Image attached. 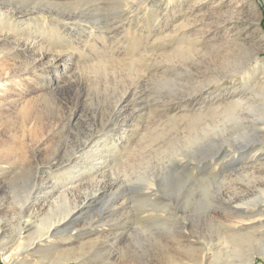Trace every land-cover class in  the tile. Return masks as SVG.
<instances>
[{"label":"rangeland","instance_id":"1","mask_svg":"<svg viewBox=\"0 0 264 264\" xmlns=\"http://www.w3.org/2000/svg\"><path fill=\"white\" fill-rule=\"evenodd\" d=\"M4 15L14 19L11 29ZM0 18V61L21 67L12 83L2 81L0 264H247L250 253L264 264V215L241 221L231 237L226 225L239 212L220 196L264 170V129L256 125L264 120V0H0ZM25 41L20 55H9ZM38 45L45 54L32 67ZM46 91L55 95L44 100ZM237 96L244 126L224 115L190 116ZM40 110L53 117L48 127L25 117ZM90 134H103L100 151L77 156L86 168L68 189V208L50 214L71 212L46 250L27 247L67 175L47 163L61 164L64 149ZM52 148H61L56 160ZM6 152L16 154L8 160ZM262 186L240 198L260 199ZM258 207L243 214L264 211ZM19 243L20 254L7 257Z\"/></svg>","mask_w":264,"mask_h":264},{"label":"bare ground","instance_id":"2","mask_svg":"<svg viewBox=\"0 0 264 264\" xmlns=\"http://www.w3.org/2000/svg\"><path fill=\"white\" fill-rule=\"evenodd\" d=\"M84 3V2H83ZM86 4V3H85ZM128 4V3H127ZM120 12V11H119ZM128 13V12H127ZM126 12L125 13H121L120 15H121V17L122 16H125L126 14H127ZM21 14V13H20ZM22 15H25V14H22ZM13 16H15L16 18H19V17H21V15H19V14H15V15H13ZM7 17H9V16H7ZM15 18V19H16ZM1 19V18H0ZM74 19V18H73ZM13 20L14 19H12V17H9L8 19L6 18L5 19V15H4V21L2 22V24H7V26H8V29H11V26H14V24H13ZM44 22V21H43ZM2 24H1V26H2ZM46 26V25H45ZM14 28V27H13ZM1 29H4V27L2 26L1 27ZM55 32V31H54ZM1 35H2V32H1ZM66 37V36H65ZM6 39V37L5 36H2V37H0V45L1 44H3L4 45V40ZM236 41V40H235ZM27 44V42L25 41L24 43H22V44H17V45H15V46H13V47H11L10 48V50H11V52L9 53V55L10 54H13V55H15V56H18V54L20 55V49H22V48H24V47H27L28 45H26ZM243 44V43H242ZM30 46V45H29ZM1 47H2V45H1ZM0 47V55H1V53L3 52V48H1ZM38 51H37V54L35 55V58H34V60H32V62L31 63H29V64H32L31 66L32 67H35L36 65H37V61H39L40 60V58L45 54L44 52V50H43V47H41V46H39L38 45ZM192 47V46H191ZM241 48H242V46H241ZM192 51V50H191ZM195 52V51H194ZM6 53V52H5ZM189 54V53H188ZM190 55V54H189ZM4 56V55H3ZM158 56V55H157ZM165 57V56H164ZM194 57V56H193ZM2 59V58H1ZM0 59V60H1ZM169 59V58H168ZM5 60V59H4ZM175 61V60H174ZM146 62V61H145ZM155 62V61H154ZM169 62V61H168ZM4 62H1L0 61V121H1V115L2 114H4V111H3V108H2V102H3V100H4V97L3 96H5L4 94V91H5V87H4V85H6V83L4 84L2 81H4V78H6L7 80L6 81H9V82H11V77H13L14 76V74H15V72H17L18 71V69H20V71H21V67H17L16 66V61L15 62H13L11 65L9 64V65H7V64H3ZM6 63V62H5ZM133 63V62H132ZM162 63H164V62H162ZM192 63H193V61H192ZM143 64H145V63H143ZM180 64V63H179ZM22 65V64H21ZM23 65H25V64H23ZM121 65V64H120ZM151 65V64H150ZM180 65H183V64H180ZM101 66V65H100ZM119 66V65H118ZM156 66V65H155ZM163 66V65H162ZM24 67H26V66H24ZM30 67V66H29ZM113 67V66H112ZM115 67V66H114ZM180 67V66H179ZM169 68V67H168ZM173 68H176L175 66H173ZM26 68H22V70H25ZM34 69V68H33ZM38 69V68H37ZM32 70V69H31ZM114 70V69H113ZM116 70V69H115ZM141 70V69H140ZM143 72H145V71H143ZM160 72V71H159ZM169 72V71H168ZM19 73V72H18ZM108 73V72H107ZM106 73V74H107ZM38 74V73H37ZM40 74V73H39ZM42 74V73H41ZM120 74V73H119ZM103 75V74H102ZM158 75V74H157ZM161 75H163V74H161ZM103 76H105V75H103ZM149 76V75H148ZM153 76V75H152ZM141 77V76H140ZM150 77V76H149ZM145 78V77H144ZM169 79V78H168ZM13 80V79H12ZM134 81V80H133ZM16 82V81H15ZM136 82V81H135ZM134 82V83H135ZM12 83V82H11ZM136 84V83H135ZM8 85V84H7ZM13 85H15V83H13ZM264 86V79H262L261 81L259 80V86ZM8 87V86H7ZM12 87V86H11ZM48 89V88H47ZM128 89V88H127ZM6 92V91H5ZM7 94V93H6ZM55 95V93H53V92H51V91H46L45 92V95H43L42 96V98L44 99V100H46V99H48V97H52V96H54ZM235 98V97H234ZM237 98H238V96H237ZM232 99L231 101H229V100H227V101H225V102H228V103H225L224 104V107L222 108V106H220L221 107V109H217V108H210V109H208V110H206L205 112L204 111H199V112H197V113H193L192 115H190L191 117H196L197 118V116H199V115H224L225 116V118H228L230 121H231V124L233 125V126H238L239 124L238 123H240L242 126H244V121H243V119L244 118H246L244 115V110L243 111H241L240 110V108H242V106H241V104H242V102H243V99L241 98V99ZM6 100V99H5ZM220 110V111H219ZM26 116L25 117H27V115L29 116L30 115V117L31 116H33V118H34V123H37L38 124V126L40 127H42V126H49V125H51V123L53 122H51V120H52V116H50L49 114H47V113H45V112H43L42 110H40V111H36V112H34V111H32V113H26L25 114ZM186 115V114H185ZM174 116V115H173ZM62 117V116H61ZM169 117V116H168ZM176 117V116H175ZM183 117H185V116H183ZM182 117V118H183ZM186 117H187V115H186ZM200 117V116H199ZM248 117V116H247ZM29 118V117H28ZM66 118V117H65ZM170 118H172V117H170ZM174 118V117H173ZM172 118V119H173ZM177 118V117H176ZM175 118V119H176ZM219 118V117H218ZM172 119H170V120H172ZM56 122V121H55ZM61 123H62V120L60 121V126H62L61 125ZM256 123V122H255ZM0 125H1V123H0ZM253 125V124H252ZM256 125H257V129L259 130V129H264V120H261V122H258V123H256ZM64 127V126H63ZM37 130V129H36ZM254 131V130H253ZM35 132V131H34ZM103 135V134H102ZM102 135H100V136H94L93 134H90V135H87V137L85 138V140L84 141H82L81 143H79V144H76L74 147H73V149L70 151V152H68L67 151V149L65 148L64 149V151H63V153H65V155H64V159H63V161H60V162H62L61 164H57V163H51V162H48L47 163V165H48V169H50L51 167H61V168H63V169H66L67 170V175L64 177V180L63 181H61L60 183V188L59 189H56V191H53L54 193L53 194H55V196L51 199V201L49 202V200H48V204L46 203V205H48L47 206V208H46V210L44 211V214H45V216L44 217H40V218H38V219H36V221H34V227H35V230H34V232H40L39 234L37 233V241L36 242H34L35 241V239L33 240V239H31L30 240V242L28 243V244H25L27 247H29V246H31L30 248L32 249V248H34L35 246H37V245H42V244H44V243H47L46 245H45V249H43V250H46L49 246H50V242L51 241H49L48 240V238H50L51 237V235L49 234L50 232H52L53 230L55 231H57L58 229H57V226H59V225H61V224H63V220L64 219H66L67 217H68V214L71 212V207H70V209H68V212H67V215L66 214H64L63 216L62 215H60V216H62L61 218H58V219H53L52 218V215L50 214L52 211H53V207L55 206L56 207V209H55V211H57L58 209H59V207L60 208H62V206L63 207H67L68 208V203H69V200H70V197H71V195H68L69 193H67L68 192V189H70V188H72L71 186L73 185L72 183H74L75 181H77L78 179H79V177H80V175L85 171V168H86V166H83V164L82 163H80V162H75V159L77 158V156H79L81 153H86V152H89L90 151V149H91V147L93 148V146H96V150L94 151L95 153H97V152H99L100 151V145H99V149H98V144L100 143V142H98L99 141V138L102 136ZM177 135V134H176ZM175 137V136H174ZM263 138V137H262ZM106 139V138H105ZM104 139H102V141H103ZM104 142H105V140H104ZM170 143V142H169ZM56 146V145H55ZM65 146V145H64ZM107 146V145H106ZM57 147V146H56ZM103 147V146H102ZM241 147H245V148H247V147H250L249 146V144H248V142H246L245 144H243ZM253 147V146H252ZM55 150V151H53V158L55 159V157H58V151H59V149H61V148H52V150ZM152 149V148H151ZM51 150V151H52ZM11 151V150H10ZM91 152V151H90ZM12 153V154H11ZM133 153V152H132ZM5 155H4V158H7L8 160L9 159H11L12 157H13V155H15L14 154V152H6V153H4ZM19 155V154H18ZM123 155H124V153H123ZM141 155V154H140ZM83 156V155H82ZM97 156V155H96ZM175 156V155H174ZM63 157V156H62ZM80 157V156H79ZM86 157H91V154L90 155H87ZM93 157V156H92ZM124 157V156H123ZM122 157V158H123ZM126 157V156H125ZM178 157V156H177ZM17 159H18V157H16ZM15 158V159H16ZM52 158V157H51ZM0 159H1V157H0ZM84 159V158H83ZM89 159V158H88ZM91 159V158H90ZM99 159V157H97L95 160L97 161ZM119 159H121V158H119ZM56 160V159H55ZM182 160V159H181ZM9 162V161H8ZM12 162V161H11ZM99 162V161H98ZM183 162V161H182ZM64 163V164H63ZM187 163V162H186ZM11 164V163H10ZM77 168L76 170H73V168ZM93 168L95 167L94 165L92 166ZM7 169V165H0V175H2V173H4L5 172V170ZM52 169V168H51ZM83 169V170H82ZM90 170V168H87L86 169V171L87 170ZM264 169V168H263ZM127 170V169H126ZM257 170V169H256ZM62 171V170H61ZM247 170H244L243 172H246ZM53 172V171H52ZM91 172V171H90ZM247 173V172H246ZM264 170H262V171H260L259 170V172H255V170L254 171H250V173L249 174H251V176L252 177H250V178H253L254 180H253V182H252V185L251 184H249V183H247V182H245V181H243V180H241V181H235L234 183H233V186L235 187V189L238 191L237 192V194H234V195H232V194H228L227 192H225V193H223V195H220L221 196V198L222 199H225V202H228V203H230V204H234L233 205V207H235V211L236 212H239V217L236 219V220H234L233 222L236 224V225H232L231 223L228 225H226L227 226V228L228 229H232V231H233V233L231 234L232 236L231 237H239V236H236L237 234H234V232H236V231H240L241 229V227H240V225H242L241 224V221H243V220H251L252 221V219L254 218V219H256V217H258V216H260V215H264V211H261L260 212V214H259V212L256 214H243V212L245 211V209H244V206H250V205H256V204H258L259 205V207L258 208H261V209H258V211H260V210H264V193H263V191H261L262 192V195L260 196V199H258V200H254V199H250V200H247V199H245V200H243V198H240V195H241V193L243 192V194H244V192L245 191H251L252 192V190L254 189V188H257L258 189V186H259V184H264ZM95 174V173H94ZM97 174V173H96ZM95 174V175H96ZM92 175V174H91ZM148 175V174H147ZM244 175V174H243ZM98 176V175H97ZM99 176H100V174H99ZM249 176V175H248ZM96 178V176H94L93 175V177H92V182H94L93 181V179H95ZM99 178H101V177H99ZM111 178V177H110ZM113 178V177H112ZM249 178V177H248ZM249 178V179H250ZM119 179V178H118ZM75 180V181H74ZM91 180H90V182H91ZM115 180H116V178H115ZM251 180V179H250ZM74 181V182H73ZM95 181H96V179H95ZM101 181H102V179H101ZM110 180H108V182H109ZM113 181V180H112ZM117 181V180H116ZM89 182V183H90ZM99 182H100V179H99ZM96 183V182H95ZM98 183V182H97ZM105 183V182H104ZM147 183V185L148 186H146V189H150L151 187H150V185H152V183H153V180L151 179V178H149L148 179V181L146 182ZM98 184H100V183H98ZM97 184V185H98ZM102 184V183H101ZM107 184V183H106ZM229 184V183H228ZM79 185V184H78ZM50 186H52V185H50ZM77 186V185H76ZM99 186V185H98ZM103 186V185H102ZM232 186V187H233ZM74 187V186H73ZM104 187H106V188H108L109 186H107V185H104ZM262 187H264V186H262ZM101 188H103V187H101ZM100 188V189H101ZM253 188V189H252ZM73 189V188H72ZM75 189V188H74ZM231 189V188H230ZM262 189V188H261ZM97 191H98V188L96 189ZM103 190V189H102ZM259 190H260V188L258 189V192H259ZM263 190V189H262ZM72 191V190H71ZM97 191H95L94 193H92L94 196L97 194ZM225 191H228V189L227 190H225ZM230 191V190H229ZM228 191V192H229ZM257 192V191H256ZM148 194V193H147ZM248 194V193H247ZM246 194V195H247ZM259 194V193H258ZM245 195V196H246ZM236 196V198L235 199H233V200H231V198H233V197H235ZM242 196V195H241ZM220 198V199H221ZM248 199H249V197H248ZM53 201V202H52ZM85 202V201H84ZM84 202L82 201V202H78L76 205H74V207H73V209L74 208H77V207H79V206H81V205H84ZM123 204V203H122ZM229 205V204H228ZM24 207H23V209L25 208V207H27V209H26V211H28L29 210V208L30 207H28V205L27 206H25V205H23ZM16 207V206H15ZM14 207V209H19L20 208V206H18V207H16L15 208ZM43 207V206H42ZM58 207V208H57ZM229 207V206H228ZM246 208V207H245ZM22 210V209H21ZM77 211V210H76ZM79 211V210H78ZM23 213V212H22ZM32 213H34V209H32V210H30L29 211V214H32ZM36 213L37 212H35V215H36ZM38 215H40V213H37V216ZM73 215V214H72ZM262 217V216H261ZM70 218V217H69ZM68 218V219H69ZM67 219V220H68ZM258 219V218H257ZM262 219V218H261ZM261 219H259V220H261ZM66 220V221H67ZM254 221V220H253ZM65 222V221H64ZM250 222V221H249ZM259 223H260V221H259ZM57 224V225H56ZM68 226V225H67ZM225 226V227H226ZM258 226V225H257ZM66 227V226H65ZM259 227H264V223H263V221L261 222V224H260V226ZM243 232V231H242ZM263 232V231H262ZM227 234V233H226ZM36 237V236H35ZM34 237V238H35ZM30 238V237H29ZM34 243V244H33ZM21 247H23V243H19V246L17 247V249H15V250H13V251H11V252H9V254L8 255H6L7 257H9V258H11V257H13V256H15V255H19L20 254V250H21ZM263 248V251H264V245L262 246ZM23 250V249H22ZM42 252V251H41ZM255 252V251H254ZM44 255L42 254V255H40V259H42V257H43ZM193 256V255H192ZM62 258V257H61ZM253 259H254V256H253V254H248V257H247V264H253ZM31 261H33V260H31ZM31 261H29V262H31ZM38 261V260H37ZM66 259L64 258V260H60V261H58V262H56V263H54V262H49V263H46V262H33L32 264H66ZM171 262V261H170Z\"/></svg>","mask_w":264,"mask_h":264}]
</instances>
